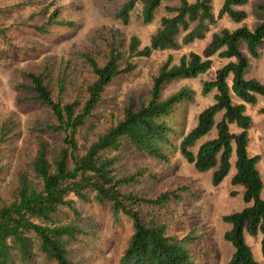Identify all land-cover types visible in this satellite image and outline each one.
I'll list each match as a JSON object with an SVG mask.
<instances>
[{"label":"trees","instance_id":"1","mask_svg":"<svg viewBox=\"0 0 264 264\" xmlns=\"http://www.w3.org/2000/svg\"><path fill=\"white\" fill-rule=\"evenodd\" d=\"M21 3L28 4L26 0ZM249 3L223 0L216 15L213 0H125L114 14L123 24L130 21L139 4L143 5L145 23H152L165 7L166 14L148 45L141 48L137 36L127 40L111 31L102 35L103 45L75 53L57 74L49 64L38 71L22 72V89L45 107L48 118L33 121L29 130L33 150L26 147L25 158H18L9 198L0 194V264H76L71 252L74 245L84 242L91 227L78 202L100 205L116 221L129 222L132 232L120 264H203L196 245L202 236L195 229H178L183 218L179 205L191 190L181 185L155 197L142 195L141 190L149 187L148 181L154 180L156 173L149 164L123 172L119 151L126 143L157 163L170 164L177 153L199 172L213 170L214 186L229 174L235 155L231 183L243 186L246 205L223 216L231 225L224 239L234 248L226 264H258L245 234H261L264 255V183L257 169L259 156L248 152L252 120L246 104H256L258 96H264V84L247 78L246 73L250 56L259 58L264 50V0L253 3L254 27H225L213 34L201 53L190 51L178 62L169 56L152 76L147 95L130 101L122 116L103 131L90 134L100 120L99 107L107 87L136 68L131 58L203 40L225 15L235 23L242 22L249 13L237 7ZM55 25L74 26L75 22L61 19L59 8H55L48 19L34 26L46 32ZM214 56L228 62L217 69L213 79L203 81L201 93L215 92L213 102L187 129L186 104L195 100V90L189 85L171 92L166 89L176 81L205 74L212 68ZM74 60L76 72L86 69L88 73L79 82L72 79L70 71ZM74 87L78 92L65 100ZM180 109L185 112L178 118ZM15 128L13 119L0 123V172L8 142L17 135ZM144 209L148 220L143 218Z\"/></svg>","mask_w":264,"mask_h":264},{"label":"rangeland","instance_id":"2","mask_svg":"<svg viewBox=\"0 0 264 264\" xmlns=\"http://www.w3.org/2000/svg\"><path fill=\"white\" fill-rule=\"evenodd\" d=\"M0 0V123L13 119L16 123V136L8 142L9 148L4 160V169L0 172V194L9 198L12 188V174L18 158L26 156V147L30 145L29 130L35 119L48 118L47 110L38 102H33V95L22 89L25 81L23 71H38L49 64L55 74L66 66L74 54L81 51H94L103 45L102 35L114 31L127 40L131 36L140 39L141 48L148 45L151 37L159 27L160 18L166 14L162 6L152 23H145L141 17L143 5L139 4L133 11L127 24L115 18L116 10L125 0ZM256 0L239 9H245L249 17L235 23L228 16H223L208 32L207 37L177 50H157L150 56H134L131 61L136 68L130 73L118 76L106 89L104 102L99 107V122L93 131H103L121 116L124 107L130 101H137L142 95H147L152 76L160 66L172 56L175 62L190 51L201 53L211 42L215 32L223 28H237L242 25L254 27L257 24L252 6ZM223 0H213V11L217 15ZM20 5H18V4ZM59 8V17L75 22L74 26H51L49 31L39 32L35 24L48 19L51 12ZM248 55L247 49L243 46ZM228 59L213 57V66L205 74L192 79H182L168 85L166 91L171 92L184 85L191 86L196 94L193 102L186 104L187 129L196 123L197 114L213 102L215 92L202 95L204 80L213 79L217 69L226 64ZM75 60L70 71L72 79L79 82L86 76L87 70L75 71ZM247 78L258 79L264 84V50L259 58L250 56V66ZM77 87L66 93L65 100L74 97ZM235 102H239L235 100ZM185 111L179 110L178 118ZM246 113L251 117L252 124L248 130V152L251 156H259L257 169L264 183V96L259 95L256 104H246ZM233 131H237L232 126ZM85 131V130H84ZM80 140V138H79ZM81 141V140H80ZM34 147V146H33ZM33 150V148H32ZM123 157L120 167L123 172L133 171L141 165L149 164L156 173L149 187L141 190L142 195L155 197L160 191L175 189L186 185L191 190L185 201L179 205L183 218L178 221V229L183 232L195 229L202 236L196 241L201 253L203 264H226L234 251L233 246L224 239V234L231 225L223 220V216L233 211L241 210L246 204L243 201V186L233 185L231 178L235 173V155L229 174L218 186L211 182L213 170L199 172L180 154L175 153L170 164L157 163L146 157L126 143L119 151ZM236 191V194L232 192ZM264 198V187L262 189ZM82 215L87 217V235L84 242L74 245L71 252L76 264H120V257L127 245L132 232L131 225L126 220L116 221L111 213L97 204H82ZM146 209V208H145ZM143 210L144 220H148L146 210ZM181 221L184 223H181ZM183 224V225H182ZM180 230V231H181ZM94 231V233H93ZM253 256L258 264H264L261 248V234L251 236L245 234Z\"/></svg>","mask_w":264,"mask_h":264}]
</instances>
